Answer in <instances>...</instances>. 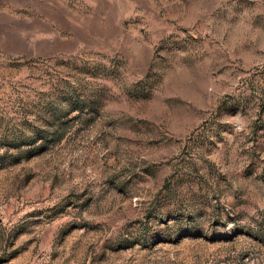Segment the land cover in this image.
I'll return each instance as SVG.
<instances>
[{
    "label": "rangeland",
    "instance_id": "obj_1",
    "mask_svg": "<svg viewBox=\"0 0 264 264\" xmlns=\"http://www.w3.org/2000/svg\"><path fill=\"white\" fill-rule=\"evenodd\" d=\"M0 264H264V0H0Z\"/></svg>",
    "mask_w": 264,
    "mask_h": 264
}]
</instances>
